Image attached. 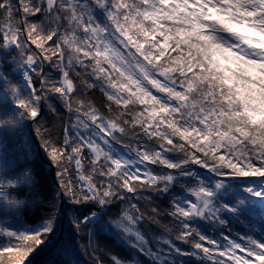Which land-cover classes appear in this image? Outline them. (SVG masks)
I'll list each match as a JSON object with an SVG mask.
<instances>
[{
  "label": "snow or ice",
  "instance_id": "obj_1",
  "mask_svg": "<svg viewBox=\"0 0 264 264\" xmlns=\"http://www.w3.org/2000/svg\"><path fill=\"white\" fill-rule=\"evenodd\" d=\"M58 105L62 135L36 129L57 190L29 224L23 129ZM257 205L264 221V0H0V264H31L62 213L71 238L44 264H104L97 226L137 254L111 264H264V229L231 235Z\"/></svg>",
  "mask_w": 264,
  "mask_h": 264
},
{
  "label": "trees",
  "instance_id": "obj_2",
  "mask_svg": "<svg viewBox=\"0 0 264 264\" xmlns=\"http://www.w3.org/2000/svg\"><path fill=\"white\" fill-rule=\"evenodd\" d=\"M89 98L92 99L98 106H102L104 98L99 92L90 93ZM57 107L59 115L53 114L49 112L47 108H45L38 123L26 121L23 129V141L30 149L29 158L34 161L38 173L37 189L34 195H39L40 200L43 201L42 203L37 201L31 204L30 211H28L24 217L29 224L37 222L40 218L48 213L50 207L48 201L53 198V195L57 190V185L52 174L53 169L48 165L44 152L40 148V139L36 135V129L41 126L47 128H53V126H55L56 135H62L63 126L61 120L63 119L66 121L68 119V114L65 112L62 106L58 105ZM7 135L11 136L12 134L7 133ZM75 179L76 178L73 175V180L75 181ZM45 197H47V199H44ZM154 200L155 203L159 204L162 208L167 207V203L162 197H154ZM61 205H65V202L61 201ZM140 206L143 210L145 207L143 201H141ZM118 211L119 208L113 206L110 209L109 214L112 215ZM251 220L252 223L243 220L241 223H236L234 221L231 225V235L233 238H238L236 237V233L238 232L243 233L249 231L258 236L259 230L264 229V221H262L260 218L258 205L257 214L252 216ZM162 224L171 228L169 235L174 238V236L179 231V228L172 224L171 218H164ZM139 227L150 240L153 236H160L164 233L163 227L150 224L148 222L142 223ZM71 234L72 228L68 222V216L63 214V216H60L55 234L49 238L47 247L43 248L42 251H38L36 254H34V256L30 257L31 264H44L45 259L47 258L49 252L53 250V247L59 244L61 241L69 240L71 238ZM207 234L215 237L218 240L220 239L218 230L208 229ZM152 242L155 243L154 240ZM177 243L185 250L190 249V244H183L180 242ZM94 247L97 248L96 255L99 256L101 260H103L104 264H111L109 254L116 255L121 259H130L137 256L136 252L129 248L127 243H125L120 236L108 230L106 227L101 230L100 227L97 226L96 233L94 235ZM71 258L73 260V264H95L91 252H83L76 249L74 250V254ZM139 258L143 260V257ZM184 259L190 261V264H198V261H195L193 258L184 257Z\"/></svg>",
  "mask_w": 264,
  "mask_h": 264
},
{
  "label": "rangeland",
  "instance_id": "obj_3",
  "mask_svg": "<svg viewBox=\"0 0 264 264\" xmlns=\"http://www.w3.org/2000/svg\"><path fill=\"white\" fill-rule=\"evenodd\" d=\"M37 143V142H36ZM61 216H63V213L61 214Z\"/></svg>",
  "mask_w": 264,
  "mask_h": 264
}]
</instances>
